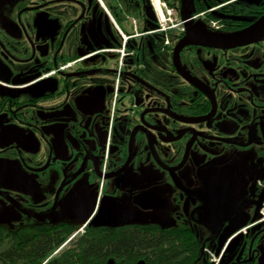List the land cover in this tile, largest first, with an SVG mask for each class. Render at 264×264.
<instances>
[{
	"label": "flooded vegetation",
	"instance_id": "1",
	"mask_svg": "<svg viewBox=\"0 0 264 264\" xmlns=\"http://www.w3.org/2000/svg\"><path fill=\"white\" fill-rule=\"evenodd\" d=\"M191 1L165 43L150 0H0V228L67 235L51 257L167 237L184 264H264V34L201 43L264 0Z\"/></svg>",
	"mask_w": 264,
	"mask_h": 264
},
{
	"label": "trees",
	"instance_id": "2",
	"mask_svg": "<svg viewBox=\"0 0 264 264\" xmlns=\"http://www.w3.org/2000/svg\"><path fill=\"white\" fill-rule=\"evenodd\" d=\"M66 236L62 232L46 229L9 231L0 228V264H42L47 258L44 264H100L108 253H126L134 258L144 249L153 251V264H184L180 255L181 246L175 243L174 238L167 237H148L147 242L140 237L131 241L114 238L78 241L59 256L49 258Z\"/></svg>",
	"mask_w": 264,
	"mask_h": 264
},
{
	"label": "water",
	"instance_id": "3",
	"mask_svg": "<svg viewBox=\"0 0 264 264\" xmlns=\"http://www.w3.org/2000/svg\"><path fill=\"white\" fill-rule=\"evenodd\" d=\"M189 2L190 0H181L179 11L182 20H185L186 35L188 34L189 36H192L191 31L193 28L191 27L192 20L190 19L192 11L189 8ZM263 34H264V15H262L257 21H255L254 23H252L250 26L246 27L242 31H238L218 38L201 36L202 38L201 43L216 42L219 45L222 44L236 45L238 43H243L246 41L247 42L253 41L259 38L260 36H262ZM186 42L187 39L185 37L182 38L180 42L176 45L175 52L177 53L179 48ZM3 168L4 166L0 165V170Z\"/></svg>",
	"mask_w": 264,
	"mask_h": 264
},
{
	"label": "built area",
	"instance_id": "4",
	"mask_svg": "<svg viewBox=\"0 0 264 264\" xmlns=\"http://www.w3.org/2000/svg\"><path fill=\"white\" fill-rule=\"evenodd\" d=\"M102 4V0H98ZM152 7H154V13L156 17L155 31L163 34L164 42L168 43L169 35L173 32H182L184 31V20L180 17L179 10L174 6L170 5L164 0H150ZM103 5V4H102ZM212 25L214 24L211 21ZM123 36V35H122ZM123 39L125 37L123 36ZM120 56L124 55V49L120 48L117 50ZM64 244V242L62 243ZM55 252H52L49 258L54 255ZM48 260L45 259L42 264Z\"/></svg>",
	"mask_w": 264,
	"mask_h": 264
},
{
	"label": "rangeland",
	"instance_id": "5",
	"mask_svg": "<svg viewBox=\"0 0 264 264\" xmlns=\"http://www.w3.org/2000/svg\"><path fill=\"white\" fill-rule=\"evenodd\" d=\"M191 7H192V1L190 0V2H189V8H190V10H191ZM194 25L196 26V27H198L199 26V23L198 22H196V23H194ZM171 34V33H170ZM169 37H170V35H169ZM206 262H205V257L204 258H201L200 259V261H199V263L198 264H205Z\"/></svg>",
	"mask_w": 264,
	"mask_h": 264
},
{
	"label": "bare ground",
	"instance_id": "6",
	"mask_svg": "<svg viewBox=\"0 0 264 264\" xmlns=\"http://www.w3.org/2000/svg\"><path fill=\"white\" fill-rule=\"evenodd\" d=\"M150 3H151V1H150ZM151 5V4H150ZM151 7H152V5H151ZM152 9H153V11H154V7H152ZM63 246V244H61V245H59L57 248H55L52 252H55V254H56V252L57 251H59V249L61 248Z\"/></svg>",
	"mask_w": 264,
	"mask_h": 264
}]
</instances>
